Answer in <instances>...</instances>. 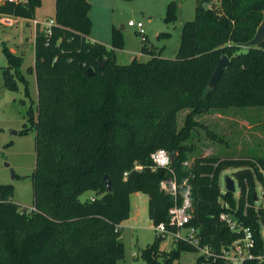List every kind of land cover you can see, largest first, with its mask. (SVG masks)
Here are the masks:
<instances>
[{"label": "trees", "instance_id": "16d2710c", "mask_svg": "<svg viewBox=\"0 0 264 264\" xmlns=\"http://www.w3.org/2000/svg\"><path fill=\"white\" fill-rule=\"evenodd\" d=\"M39 4L5 0L0 14L36 20ZM90 9L88 0H56L51 33L37 23L35 65L29 67L38 93L34 208L28 211L15 203L13 186L0 184V264H119L131 195L148 196L154 225L167 222L174 198L161 181L174 173L179 184L188 178L203 243L218 250L240 237L220 220L222 212L234 211L237 204L239 222L258 229L253 205L256 184L264 185V158L241 166L205 157L188 166L193 147L186 141L201 125L198 116L231 107H264V42L247 46L263 21L264 0H196L195 17L184 22L175 57L157 53L145 38L142 52L149 59L127 64L116 60L120 31L114 30L113 47L90 39ZM177 18L178 3L172 0L165 21ZM4 52L9 63L3 68L5 86L16 90L18 78L28 90L29 81L20 72L23 57L7 46ZM222 54L230 62L212 89L208 83ZM88 67L94 75L85 73ZM186 109L190 111L179 128L178 114ZM160 148L174 152V173L154 166L151 154ZM137 164L143 168L135 169ZM231 164L239 200L220 186L221 171ZM185 190L179 188V201ZM87 191L94 197L82 200ZM260 214L264 220V212ZM256 236L261 247L259 231ZM160 245L156 238L143 250L147 264H161L160 258L162 264H172L182 250L197 252L182 241L172 251H162Z\"/></svg>", "mask_w": 264, "mask_h": 264}, {"label": "rangeland", "instance_id": "374dc122", "mask_svg": "<svg viewBox=\"0 0 264 264\" xmlns=\"http://www.w3.org/2000/svg\"><path fill=\"white\" fill-rule=\"evenodd\" d=\"M171 1L92 0L89 12L92 27L89 36L113 47L114 30L120 31L122 45L115 48L116 60L119 64L130 63L134 58L147 61L149 55L141 51L145 38L151 44L150 47L162 51L163 56L175 57L181 40L182 26L184 22L195 17L196 0H176L178 18L168 23L165 21V15ZM55 13L56 0H40L36 18L42 29L48 27ZM129 20L142 21L146 34H142L136 27L128 26ZM122 23H126L125 29H121ZM15 26L25 28L26 32V36L16 35V38L19 36L17 41L22 40L24 51L20 55L23 57L20 72L28 79L29 86L26 90L25 83L18 78L16 90L5 86L3 68L9 63L4 46L8 47V43L12 44L15 37L11 34L12 30L0 22V184H11L14 189L13 201L30 211L34 208L33 174L37 157V135L34 125L38 116L37 82L35 72L29 70L34 64L31 31L34 32L35 24L33 21H20L19 25L15 24ZM8 37L12 40L3 43ZM189 111L186 109L179 112V128L184 126ZM197 120L201 125L192 129L191 136L189 135L186 141V144L193 147L190 162H187L188 166L192 165L195 159L205 157L234 161L241 166L249 162L258 164V159L264 158V107H231L213 110L198 116ZM210 132L216 133L220 139L214 138L209 134ZM12 171H15V177ZM235 171L236 167L233 164L221 171L220 186L221 190L225 191L226 176L232 177L236 185L234 194L238 199L241 190L234 176ZM256 187L259 196H262L264 190L262 185L257 183ZM93 193V191L85 192L81 199H88ZM131 206L130 218L122 223L125 255L119 264H147L143 258V250L156 238L161 239L162 251H172L176 247V242L171 237L157 236L153 229L154 223L149 216L148 196L142 192L133 193ZM197 258L196 251L182 250L179 258L172 264H197ZM160 261L162 264V258Z\"/></svg>", "mask_w": 264, "mask_h": 264}, {"label": "built area", "instance_id": "2783aa9c", "mask_svg": "<svg viewBox=\"0 0 264 264\" xmlns=\"http://www.w3.org/2000/svg\"><path fill=\"white\" fill-rule=\"evenodd\" d=\"M26 2L27 0H15ZM54 23L53 19H50L46 32L51 33V26ZM128 25L136 27L142 34H146L144 29V23L142 21L129 20ZM172 154L164 148L155 150L151 154L154 166L157 168H164L170 171L172 169ZM142 165L137 164L135 169L141 170ZM264 174V173H263ZM128 172H125V176ZM186 186L183 198L179 201L178 193L179 188ZM264 189V185H262ZM161 188L167 193L173 196L174 205L169 210V218L167 222H160L153 225V229L159 237H171L175 242H186L193 245L197 249L198 259L200 264H247L249 261H255L256 264H264V220L261 218L260 212H264V190L262 196H259L255 191L257 199L254 200V210L258 215L260 227L258 229L249 225H244L239 222V217L236 212L239 209V204L234 208V211L222 212L220 214V220L233 231L240 233V237L234 239L231 242L223 244L218 250L212 247L210 244L203 243V236L201 234V226L195 225V209L192 197V188L188 183V178L184 179L181 184L178 183L177 176L174 173L172 177L163 179L161 181ZM225 191L222 192H226ZM241 195V191H240ZM240 195L237 200H239ZM261 199V200H260ZM258 201H260L258 203ZM221 202H223L221 200ZM250 204L247 202L245 205L244 213H247V208ZM225 208L230 209V206L223 202ZM232 215H235L237 219H233ZM259 231L261 235V247L259 246V240L256 233Z\"/></svg>", "mask_w": 264, "mask_h": 264}, {"label": "water", "instance_id": "95a60500", "mask_svg": "<svg viewBox=\"0 0 264 264\" xmlns=\"http://www.w3.org/2000/svg\"><path fill=\"white\" fill-rule=\"evenodd\" d=\"M263 42H264V18H263L262 23L258 27L255 36L247 43V46H258V45H261ZM229 62H230V59L227 55L222 54L220 56V58L218 59L216 69L213 72V74L209 80V83H208V86L210 88H212V89L216 88L218 81L222 77L223 72H224L225 68L228 66ZM85 73L87 75L91 76V75H94L95 71L92 67H88V68H86ZM172 156H174V152L172 153ZM12 172H13V177H15L16 176L15 171H12ZM104 180H105V184H106L108 191H112V189H113L112 180L109 177V175H106L104 177ZM225 184H226L227 191L235 192L236 185H235V180L232 177L226 176ZM255 199H257L256 195H255ZM232 218L235 220L237 219V217L235 215H232Z\"/></svg>", "mask_w": 264, "mask_h": 264}, {"label": "crops", "instance_id": "0c3cea01", "mask_svg": "<svg viewBox=\"0 0 264 264\" xmlns=\"http://www.w3.org/2000/svg\"><path fill=\"white\" fill-rule=\"evenodd\" d=\"M4 0H0V3H2ZM90 3L92 2V0H88ZM135 1V0H133ZM93 3V2H92ZM92 6V5H91ZM20 21H26V22H29V21H33V23L35 24V27H34V32L31 31V34H32V44H33V47L31 48L33 50L32 52V55H33V58H34V64H35V40H36V29H37V23H40L39 20L36 18V20H31V19H24V18H19V17H14V16H7V15H2L0 14V22H3L5 24V26H8L12 31V36L15 37L14 38V41L12 42V44L8 43V47L9 49L17 54V55H21L23 53V47H22V40L21 41H17L19 39L17 38H20L22 35L25 34L26 36V32H25V28H20L18 26H15V24H18L20 23ZM118 23V22H117ZM129 26V25H128ZM126 28V23H122L121 24V29H125ZM23 29V30H22ZM22 31V32H20ZM18 33V34H16ZM21 33V34H19ZM16 35H20V37L18 36L16 38ZM7 40H4L3 43H5L6 41L9 42L12 40V38L10 39V37L6 38ZM91 40L93 41H96V38H93V37H90ZM108 46V45H107ZM152 48L154 49V47L152 46ZM157 53L160 52V51H157L156 49H154ZM142 51V50H141ZM162 52V51H161ZM177 53V52H176ZM176 55V54H175ZM33 64V66H34ZM218 115H221L220 113H218ZM88 192V191H87ZM144 194V193H142ZM95 193L92 194V196H90V198L94 197ZM146 195V194H144Z\"/></svg>", "mask_w": 264, "mask_h": 264}]
</instances>
